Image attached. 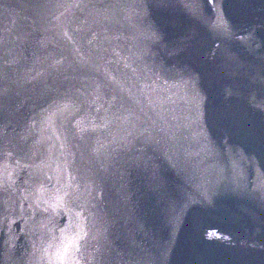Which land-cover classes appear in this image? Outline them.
Listing matches in <instances>:
<instances>
[{"label": "water", "instance_id": "water-1", "mask_svg": "<svg viewBox=\"0 0 264 264\" xmlns=\"http://www.w3.org/2000/svg\"><path fill=\"white\" fill-rule=\"evenodd\" d=\"M0 264H264V0H0Z\"/></svg>", "mask_w": 264, "mask_h": 264}]
</instances>
